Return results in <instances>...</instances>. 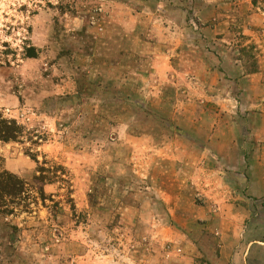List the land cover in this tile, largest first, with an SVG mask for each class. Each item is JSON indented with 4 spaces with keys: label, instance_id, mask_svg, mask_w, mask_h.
Here are the masks:
<instances>
[{
    "label": "rangeland",
    "instance_id": "obj_1",
    "mask_svg": "<svg viewBox=\"0 0 264 264\" xmlns=\"http://www.w3.org/2000/svg\"><path fill=\"white\" fill-rule=\"evenodd\" d=\"M155 1H168L174 16ZM207 1L0 0V114L23 131L17 142H0V170L26 183L22 201L0 215V264H264V197L244 195L250 218L232 226L221 210L231 197L219 195L217 174L227 187L245 181L231 176L234 161L213 156L224 153L219 144L207 150L205 169L216 172L204 179L215 188L209 196L172 186L182 179L166 155L177 149L174 139L206 144L218 126L222 137L241 136L246 116L233 126L236 109L222 110L209 93L194 99L201 109L176 113L190 90L188 78L169 70L167 52L185 41L167 60L190 58L188 45L215 14L232 33L201 46V57L224 75L219 94L227 89L247 104L249 78L233 83L227 75L264 74V0ZM153 8L162 17L143 18L144 27L176 30L170 49L154 56L137 47L150 32H119L134 25L127 13ZM150 56L162 62L150 65ZM208 198L212 231L193 209Z\"/></svg>",
    "mask_w": 264,
    "mask_h": 264
},
{
    "label": "crops",
    "instance_id": "obj_2",
    "mask_svg": "<svg viewBox=\"0 0 264 264\" xmlns=\"http://www.w3.org/2000/svg\"><path fill=\"white\" fill-rule=\"evenodd\" d=\"M207 2L209 3L211 1L208 0ZM155 3L156 5H159L160 8L162 7L163 12L165 11V17L170 19L169 16H174V11H172L174 8L169 6L168 1L166 2V4H162L164 2H160L159 4V2L157 1H155ZM163 12L159 11L158 8L150 9L148 10V13H144V9L133 10L132 13H127L128 15H125V17L134 19V22L130 19V21H132L134 25L128 22L129 24L124 26V28L119 29V32L121 35H130L134 38H138L140 37V35H147L150 32L151 40L145 43L140 41L137 44L138 49H140L141 51L143 50L142 48L150 50L149 54H152V56L156 55L155 52L160 49L168 51L170 49V44L168 43L171 41V39L173 40L175 38L176 30L174 28L171 30V28H169L168 26L165 28L159 27L156 24H153V27L151 26V30H149L150 27L143 26V18L147 17L148 20H150V23H152L153 21L154 23H156L159 22L158 19L162 17L161 15L163 14ZM209 18H212V24H205L201 29L202 34L199 36V39L188 45L190 47L192 46L191 52L193 54L190 58L179 57L180 59L177 58V62L175 60H173V62H169V60H167L169 59V56L171 58L170 54L172 52L174 53L173 50H175L176 53H179L178 51L185 49V46L181 45L185 41L176 43V46H174L173 50H171L172 52H167L168 56L166 61L169 65V70L173 69L176 73L180 71V78H188L185 83L190 90V92L188 91V96L191 98L190 102L180 105L181 107H178L175 112L179 114H188L192 113V111L194 110L197 111V108L201 109L200 105L198 104L199 102L194 99L196 98V96H204L209 93L212 97L208 100H217V104H219L222 110H226L229 107L236 109V118H234L236 122L233 124V126L236 125V123H240L238 122V119H241L239 115H243V117L246 116L244 120L241 119V124H243L244 126L245 134H242L240 136L239 131H237L238 135L236 136L231 135L230 137H222L220 136V133H222V135H226L227 133L223 132V126H218L215 131V138H210L209 140H207L206 144L199 143L192 137L187 135L180 136L181 138L174 139L175 142H178L177 149H169L166 155L167 158H171L169 159L171 160V162H173V165L176 166L174 175L177 176L178 174L182 177L180 181H177L176 184L172 185L175 189L174 191L178 190L179 193H182V189H188L191 195L198 192L200 194L205 193L206 196H209L207 193H209L210 189L208 188L210 187L211 193L213 190H215V188H217L220 196H222L224 193L230 194L231 198H229L228 202H221V210L224 212L222 214H225L227 218H232L236 221V224H232L233 227H236L240 224H244V221L249 220L250 218L249 214L251 207L248 204L249 198H246L247 200H245L244 195H248L249 197L251 195L257 194L258 198L264 197V74L263 71L261 72V70L263 69L260 68L256 72L248 74L247 76L239 74L237 75L238 77H231L230 75H227V79H231L233 83L236 82V79H238V82H242V80H244L245 78H249L251 83L248 84V90L246 91V94H242L243 96L245 95L248 98L253 97L247 100V104L243 105L242 100L240 102V99H243V103H245L244 98H242L241 96H234V94L231 95V92H229L227 89L225 90L226 95L219 94L220 92L223 93L224 91V89L220 86L221 81H226L224 79V75L222 76L221 72L218 75V73L216 72L219 69L210 66L209 63L203 57H201L203 54L201 49L206 43L210 44L212 40L213 43L221 41V38L217 35L232 32L229 30V25L224 27V22H221L224 23L223 26L220 24L217 15L214 14ZM226 18H229V16L226 15ZM137 19L138 23L136 21ZM226 21L228 23V20ZM182 29L185 28L182 26L181 28H179V31L183 36L184 31ZM152 56L146 57L148 58L146 62L149 61L150 65L157 66L158 63L160 64L162 62L158 61V56L156 58ZM165 66V70H167L168 66ZM139 74L137 73L136 75ZM249 80L247 82H249ZM235 87H237V85H235ZM228 104H231V106H229ZM222 110H220V112H223ZM143 137L147 138L152 136L149 134L144 135ZM212 145H218L220 151L225 150L224 153L218 152V154L213 155L215 157H218L220 162L224 160H231L237 164V166H233L232 171H236H233L231 173V176L237 179L239 182H242L241 177L244 179L245 184L240 185L242 186V189L236 183L231 185L230 187H227V185L223 182V180L227 179V177H223V175H221L220 173V175L217 174V178L218 182H221L219 184L221 186L214 188L211 187V184H213L212 182H204L206 176L211 177L213 174H216V172H212L213 170L206 171L205 169L206 162L209 164L208 160L212 157V155L208 154L207 150L209 149L210 151L209 147H211ZM142 154H144V152ZM169 154L171 156H168ZM242 163L245 164V170H241ZM210 173H212L211 176L209 175ZM179 176L177 177L179 178ZM218 188H220L221 190H219ZM240 196L244 198V201H238L241 198ZM209 198L206 200L207 204L205 206H197L198 209L193 208L194 210H198L200 214L198 219L204 220L206 222L205 226L207 230H211L213 225H218L216 224L215 217L210 215ZM244 202H246L247 204L246 207L244 206ZM192 217L193 216H190V218ZM227 220L228 219L226 218H222L223 222H220V224L227 226ZM204 221L202 222L204 223Z\"/></svg>",
    "mask_w": 264,
    "mask_h": 264
},
{
    "label": "trees",
    "instance_id": "obj_3",
    "mask_svg": "<svg viewBox=\"0 0 264 264\" xmlns=\"http://www.w3.org/2000/svg\"><path fill=\"white\" fill-rule=\"evenodd\" d=\"M22 132V128L15 121H7L0 114V142H17L21 139ZM25 190L26 183L23 180L8 171L0 170V215H10V208L16 200L22 201ZM38 192L42 198L43 190L39 189Z\"/></svg>",
    "mask_w": 264,
    "mask_h": 264
}]
</instances>
